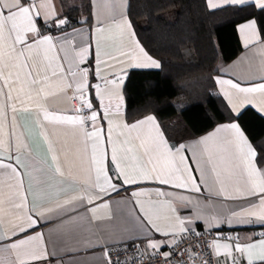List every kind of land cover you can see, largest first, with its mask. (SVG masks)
<instances>
[{
    "label": "crops",
    "instance_id": "crops-1",
    "mask_svg": "<svg viewBox=\"0 0 264 264\" xmlns=\"http://www.w3.org/2000/svg\"><path fill=\"white\" fill-rule=\"evenodd\" d=\"M31 2L39 31V23L56 26L62 18L59 0ZM207 5L218 10L248 4L207 0ZM91 8L88 30L41 33L50 36L51 43L31 50L25 46V56L19 60L9 55L14 36L9 40L6 31L0 41V53L5 54L0 61V237H5L0 239V264L35 263L9 245L37 234H43L49 254L40 264H105L106 250L134 243L145 253H166L184 233L201 229L232 231L239 237V242H215L219 246L214 247L215 264L234 260L247 264V254L236 247L264 240L254 233L264 229V223L241 210L253 201L259 204L258 196L243 191V185L264 180V162H255L254 145L236 121L178 145L167 139L153 115H149L152 122L147 121L149 116L128 122L124 87L129 72L160 67L150 64L154 59L136 37L128 18V0H91ZM245 22L236 27L241 53L220 69L214 81L233 116L251 108L264 118V93H242L221 83L230 81L243 88L264 83V40L257 22L249 32H241ZM24 35L32 45L35 33ZM21 47L15 45L17 50ZM25 59L40 69L39 86L32 84L28 68L22 67ZM9 73V83L15 81L11 99L4 80ZM82 102H91L97 111L94 124L86 103L89 122L78 111L76 104ZM54 116H72L85 123L56 122ZM233 123L247 141L242 152L231 131ZM90 132L95 135L89 137ZM180 145L184 149L177 154ZM249 147L254 159L246 155ZM246 160L253 161L255 175H249ZM197 187L199 192L194 191ZM88 195L91 203L80 199ZM28 216L39 226L21 232L19 225ZM14 228L18 235L12 233ZM150 241L157 249L149 247ZM253 252L254 264H264L257 258L259 247Z\"/></svg>",
    "mask_w": 264,
    "mask_h": 264
},
{
    "label": "trees",
    "instance_id": "trees-1",
    "mask_svg": "<svg viewBox=\"0 0 264 264\" xmlns=\"http://www.w3.org/2000/svg\"><path fill=\"white\" fill-rule=\"evenodd\" d=\"M62 18L88 30L91 0H59ZM128 18L158 70H131L124 87L128 122L153 115L174 145L236 121L264 162V118L251 108L233 116L214 78L242 51L236 27L255 19L264 40V12L254 5L210 10L207 0H128ZM42 34H58L54 23H39ZM73 29V28H72ZM90 86V95L92 97Z\"/></svg>",
    "mask_w": 264,
    "mask_h": 264
},
{
    "label": "snow or ice",
    "instance_id": "snow-or-ice-1",
    "mask_svg": "<svg viewBox=\"0 0 264 264\" xmlns=\"http://www.w3.org/2000/svg\"><path fill=\"white\" fill-rule=\"evenodd\" d=\"M225 3L230 4H240V5H251L255 4V7L261 11L264 12V0H225ZM34 4L31 2V0H0V41L4 40V34L7 31L8 32V39L12 40L14 36V41L12 44V53L9 55H15L16 59L19 60L20 58L25 56L24 53V47H28L29 50L33 46H40V45H46L51 43V37L48 35H42L41 32L38 30L36 23L33 22V17L31 15L33 10ZM38 11V9H37ZM57 27H61L62 25L66 24V19H59L58 21H55ZM9 25L11 26L9 29ZM256 25L255 19H252L251 21L245 22L243 25L240 26L241 32H249L252 30ZM24 33H35V36L33 37V44L29 45L28 41L24 35ZM16 44H21L22 47L17 50L15 48ZM83 49H81V52ZM5 54L0 53V61L3 60V56ZM148 58L145 57V60ZM150 64L155 67H160L159 63H157L155 60H151ZM22 67L28 68V76L31 77L32 84L34 86H39L42 81L40 79L41 72L40 69L35 65L32 64L31 66L28 64L27 59H25V63ZM33 72H35V75H33ZM70 72V70H69ZM73 78L76 77V73H70ZM2 75V73H0ZM19 76V74H17ZM11 78V73L7 77L4 78L5 84H7L9 88V99H11L10 91L15 86V81L12 83H9V80ZM45 79L47 77L45 76ZM221 83H227L230 85L232 89H236L239 92L245 93V92H261L264 93V83H260L256 87H250V88H243L240 87L236 83H231L230 81H221ZM86 103V106L88 109H93V104L91 102H82V107ZM79 111V110H78ZM45 119H49V117L46 115ZM52 120L56 122H65L68 124H83L85 123L84 120L77 119L76 117L72 116H54L51 117ZM153 117L149 116L147 117V121L152 122ZM90 120L95 123L97 120V111L92 110L90 115ZM143 123V122H141ZM132 127H136V125H133ZM110 131V130H109ZM221 131V129H217V132ZM231 131L235 133L236 135V144L237 147L243 151L242 146L247 143V141L244 138L243 133L238 128L237 124L233 123L231 125ZM89 137H92L95 135L94 132L87 133ZM110 139V137H109ZM232 141H228V143H231ZM203 143V142H202ZM184 149L183 145H180L179 147L175 148V151L177 154L182 152ZM247 156L255 158V152L254 150L249 147L247 151ZM184 157H181V160L183 161ZM112 160L115 162L117 160L116 151L113 149L112 153ZM256 163H260L259 161H255ZM249 175H255L256 174V168L253 167V161L246 160L245 161ZM119 167V165H117ZM13 172H15V169H12ZM122 171V170H121ZM116 180L120 179V173H116ZM127 180V177H125ZM161 183L167 184L168 181L161 179ZM112 187H115V183L112 184ZM242 190L248 193L249 195H257L259 198V204H257L255 201L248 204L246 207H243L241 210L247 213L248 217H255L260 222L264 223V180H261L260 183H252V182H246ZM105 191L104 188H100V192ZM194 191L199 192L200 189L197 187L194 189ZM162 194V193H161ZM94 195V194H93ZM135 195V193H134ZM87 198L89 203L92 202L91 196L88 195L86 197H81L80 199ZM17 208H20V204H16ZM107 207V205H105ZM40 215L44 216L45 212L43 210H40ZM233 215H236V213H233ZM251 221L249 220V223ZM25 224L27 227H25ZM39 222L36 219H33L31 216H28L25 223H22L19 225V229L21 232H26L29 230V228L38 227ZM186 229L182 228L181 231H185ZM157 231H159V228H157ZM13 234L18 235L19 233L16 232L15 228L12 230ZM164 235H168V233H163ZM5 237H0V239H4ZM44 245L43 240V234H37L33 237L22 239L19 242H12L9 247L11 250H14L19 255L20 251H23L24 255L30 260L35 262V264H40L41 261H44L45 259L49 258V254L47 252L46 247ZM149 247L152 249H157V245L155 243L149 242ZM214 247H219L218 245H214ZM259 247L260 252L258 254V259L262 262H264V240L260 242L259 245H256L254 243L247 244L244 246H237L236 251L241 253L247 254V264H254V252L253 250ZM165 258L167 259L168 253H164ZM105 256L107 257L108 264H112V257L111 253L107 250L105 251ZM116 264H121L119 259L116 261ZM132 264H135V260H133ZM233 264H235V260L233 261Z\"/></svg>",
    "mask_w": 264,
    "mask_h": 264
},
{
    "label": "built area",
    "instance_id": "built-area-1",
    "mask_svg": "<svg viewBox=\"0 0 264 264\" xmlns=\"http://www.w3.org/2000/svg\"><path fill=\"white\" fill-rule=\"evenodd\" d=\"M72 28H77L76 23L71 24ZM66 31H69L68 27L62 26L61 32ZM76 106L85 115L86 122H89L87 110L79 103ZM254 233L255 238H264V229H258ZM217 240L239 242V237L232 231H187L168 249L167 259L163 252L145 253L134 243L120 245L108 252L111 253L112 264H116L118 259L121 264H132L133 260L135 264H215L214 245ZM105 264H108L107 257Z\"/></svg>",
    "mask_w": 264,
    "mask_h": 264
}]
</instances>
